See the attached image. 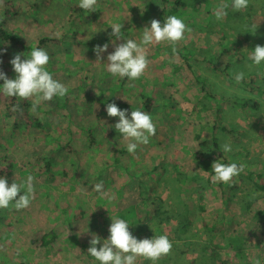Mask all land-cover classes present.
I'll use <instances>...</instances> for the list:
<instances>
[{"label": "rangeland", "instance_id": "rangeland-1", "mask_svg": "<svg viewBox=\"0 0 264 264\" xmlns=\"http://www.w3.org/2000/svg\"><path fill=\"white\" fill-rule=\"evenodd\" d=\"M185 1L170 14L172 5L158 0H98L95 12L78 11L80 0H0V20L8 2L18 6L20 15L5 24L30 48L13 49L2 71L15 79V55L27 59L41 48L50 57L47 70L68 88L65 97L44 101L35 112L31 100L30 109L21 102L13 110L0 80V167L10 168L11 183L33 176L35 189L27 209H0V264H100L88 253L90 240L99 236L102 247L112 218L127 221L140 240L168 236L172 252L157 264H264V191L249 175L264 174V64L249 60L256 47L250 36L258 34L264 46V0H250L241 12L232 10V0ZM221 2L229 5L228 15L218 21L213 10ZM173 15L192 29L175 52L167 42L149 46L148 69L137 80L110 74L107 56L117 45L139 42L153 19L163 25ZM113 24L122 25L124 39L112 35ZM45 38L52 41L41 43ZM104 44L108 51L98 61L95 48ZM240 72L244 79L237 84ZM141 93L154 100L155 112L143 109ZM252 97L259 111L234 105ZM113 102L129 119L140 110L156 125L155 136L135 155L115 129L119 117L107 114ZM221 125L235 130L226 137L240 154L200 147L196 136H217ZM225 158V164L245 166L231 186L212 182L213 163ZM155 167L166 168L158 189L164 208L152 218L147 214L157 205L143 204L140 182L158 180L149 173ZM101 182L107 197L94 191ZM38 232L57 238L44 247L33 241ZM135 264L153 262L137 258Z\"/></svg>", "mask_w": 264, "mask_h": 264}, {"label": "clouds", "instance_id": "clouds-1", "mask_svg": "<svg viewBox=\"0 0 264 264\" xmlns=\"http://www.w3.org/2000/svg\"><path fill=\"white\" fill-rule=\"evenodd\" d=\"M250 0H232L231 8L234 12H241L249 7ZM79 7L95 12L98 8V0H80ZM229 5L221 2L214 8L215 18L219 21L227 17ZM112 35L117 40L124 39L122 34V25L113 24ZM192 29L185 22L176 17L168 16L162 25L159 20L153 19L151 27H146L143 31L142 39L137 42L127 39L126 43H121L115 47L113 53L107 56V70L113 77L128 78L137 80L141 78L148 69V47L162 42H167L173 46V52L176 51V45L186 39V33ZM59 33L56 36L59 37ZM115 43V41L113 42ZM108 44L97 45L95 53L97 60H101L102 53L108 51ZM6 51V50H5ZM249 60L255 66L264 63V46L257 45L250 54ZM50 57L47 51L41 48H33L30 57L22 59L17 54L10 61L15 71L16 78L10 79L0 70V80H3L2 92L8 97H15L25 101L31 100V110L35 112L39 105L44 101H52L54 97L63 98L68 94V88L47 70ZM2 63V61H0ZM264 75V73H262ZM244 79V73L235 74L236 83L239 84ZM106 111L109 117H119L115 129L122 134L124 140L129 141L127 151L135 155L138 147L147 145L150 137L156 134V125L147 112L134 110L131 112V119L128 117L127 109L121 110L116 103H108ZM225 154L232 151L231 144L220 145ZM214 175L212 182H222L226 185H233L239 175L244 171L243 164L215 162L212 165ZM34 177L28 176L24 184L16 182L9 185L6 177L0 178V209L14 208L23 210L30 207L34 199ZM103 183L94 185V191L101 196L107 197ZM22 193V194H21ZM110 226V237L103 242V246L98 248L101 238L95 234L90 240L91 246L88 253L94 257L100 264H135L137 258L150 260L157 264L162 257L168 256L172 252L173 244L167 235H160L153 239H137L129 230V223L124 219H113ZM254 264H260L256 260Z\"/></svg>", "mask_w": 264, "mask_h": 264}, {"label": "trees", "instance_id": "trees-1", "mask_svg": "<svg viewBox=\"0 0 264 264\" xmlns=\"http://www.w3.org/2000/svg\"><path fill=\"white\" fill-rule=\"evenodd\" d=\"M163 6H166L167 4H171L172 5V10L170 14H176L179 9H184L187 6V3L185 0H158ZM8 5L10 6L9 10H4V15L3 18L0 20V61H2V63H0V70H2V67L6 64V62L9 60L10 55H11V51L13 49H19L21 52H26L27 50H29L30 48L25 44L24 41H22L20 39V37L15 34L14 32L10 31L5 24V21L8 19H12L15 18L17 16L20 15V10L18 8V6L14 5L12 2H8ZM78 11H81L82 8H78ZM162 13L165 11L164 8H162ZM255 36H250V40L252 42L255 43V45H259V42H256L258 39H260V36L256 33H254ZM253 34V35H254ZM44 41H52L49 38H45L43 40H41V43H43ZM260 46H262V44L260 43ZM6 50V51H5ZM264 64V63H262ZM252 82H254L252 80ZM252 84V83H251ZM252 86V85H251ZM141 97L144 99L143 102V109H145L147 112L149 113H153L155 112V107H153V103L154 100L141 93ZM208 98H210L209 95H207ZM12 98V104L10 105V107L15 110L17 108V106L19 105V103H23L24 106L28 109H30V104L28 101L19 99V98H15V97H11ZM19 101V102H18ZM234 105H237L239 107H241L243 110H246L247 108L252 109L254 111H259L260 110V103L255 99V98H239L235 101ZM26 109V110H27ZM11 114H13V112H10ZM217 114H219V111L216 112ZM19 120V118H17V121ZM20 121V120H19ZM39 125V124H37ZM213 129H216V127H214ZM221 134L214 136L210 139H202L200 137V135H197V141L200 145L201 148L207 149V151L210 152H219L221 155H224V153L222 152V149L220 147V145L228 143L231 144L232 149L237 148V151L235 152H230L229 154L232 153H237L240 154L239 152L242 151V149L236 147V145L233 142H229V140H227L226 137V133L227 132H233L235 131L233 128H229L228 126L225 125H221L220 128ZM228 154V153H227ZM227 160V158H225L223 160V162L221 163H225ZM204 162V169L205 171H209V168L207 165H205V160H203ZM235 163H237L238 165L240 164V161L236 160L233 161ZM172 165V163H171ZM175 167V165H173ZM177 167H175L176 169ZM166 170V168H164ZM164 169H160V168H153V170L151 172H149L151 175L152 173H154V176L158 177V180L153 181L152 183L146 184L143 181L140 182V188L144 190V195H143V199L142 202L145 206H149V205H157L156 209L154 211H150L148 212L147 216L148 217H159L162 214L163 208H164V204H163V197L162 194H160V192L158 191L159 189V182L162 179V171ZM161 171V174L160 172ZM11 175V171L10 168L8 166H2L0 167V178L6 177L8 180L9 185H11V182L9 181V177ZM250 177H252V181L254 182V186L256 187V189L259 190H263L264 191V180H263V176L264 174L262 173H258L255 170H251L249 172ZM255 179V180H254ZM208 181L210 182V184H212L211 182V178H208ZM262 181V182H259ZM22 194V193H21ZM254 203V202H252ZM252 203L249 202L248 205H252ZM231 205V200L230 199H226L225 200V206L229 207ZM132 212L137 213L136 211V207L132 210ZM137 216V215H136ZM1 219V218H0ZM140 219V218H139ZM149 219V218H147ZM140 225L142 224L143 226L146 224V222L144 220H140ZM142 226V228H144ZM57 236L54 232H38L37 234H35L34 237V243L41 245V246H49L52 242H54L56 240ZM228 262L223 261L221 264H227Z\"/></svg>", "mask_w": 264, "mask_h": 264}, {"label": "bare ground", "instance_id": "bare-ground-1", "mask_svg": "<svg viewBox=\"0 0 264 264\" xmlns=\"http://www.w3.org/2000/svg\"><path fill=\"white\" fill-rule=\"evenodd\" d=\"M224 249V248H223ZM221 251H223V250H221Z\"/></svg>", "mask_w": 264, "mask_h": 264}, {"label": "crops", "instance_id": "crops-1", "mask_svg": "<svg viewBox=\"0 0 264 264\" xmlns=\"http://www.w3.org/2000/svg\"><path fill=\"white\" fill-rule=\"evenodd\" d=\"M243 160H245V158Z\"/></svg>", "mask_w": 264, "mask_h": 264}]
</instances>
